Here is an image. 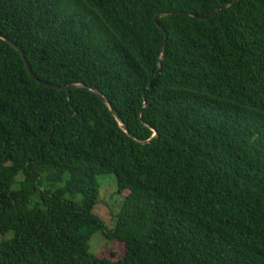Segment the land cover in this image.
I'll return each mask as SVG.
<instances>
[{
  "label": "trees",
  "instance_id": "obj_1",
  "mask_svg": "<svg viewBox=\"0 0 264 264\" xmlns=\"http://www.w3.org/2000/svg\"><path fill=\"white\" fill-rule=\"evenodd\" d=\"M0 34L122 122L0 38V264H264V0H0Z\"/></svg>",
  "mask_w": 264,
  "mask_h": 264
},
{
  "label": "rangeland",
  "instance_id": "obj_2",
  "mask_svg": "<svg viewBox=\"0 0 264 264\" xmlns=\"http://www.w3.org/2000/svg\"><path fill=\"white\" fill-rule=\"evenodd\" d=\"M101 185L100 189V201L95 207L94 213L97 214L107 225L108 229H113L115 225L114 214L120 209V198L114 196V192L117 191V180L115 175H105L98 178ZM12 238V233L2 237L0 241L9 240ZM113 242L110 241L107 236L101 232H98L93 236L90 241L91 252L102 256L103 253L110 252L112 250ZM114 247V246H113Z\"/></svg>",
  "mask_w": 264,
  "mask_h": 264
},
{
  "label": "water",
  "instance_id": "obj_3",
  "mask_svg": "<svg viewBox=\"0 0 264 264\" xmlns=\"http://www.w3.org/2000/svg\"><path fill=\"white\" fill-rule=\"evenodd\" d=\"M225 7H228V6H221V7H219V8H218V9H217V10H216V11H215L210 17L215 16V14H216L218 11H220L221 9H223V8H225ZM189 15H190V16H193V17H197L195 14H192V13H189ZM164 16H165V15H158V16L156 17V19H155V22L157 23L158 18H160V17H164ZM197 18H199V19H201V20L205 19V17H197ZM158 28L161 29V30H163V32L165 33V39H164V42H163V45H162V49L164 50V48H165V46H166L167 39H168V34L166 33V31L163 29V27H162L161 25H158ZM0 38L3 39L4 41H6L7 43H9L12 47H14V48L20 53V55H21V57H22V59H23V61H24V63H25V67H26V69H27L29 75H30L31 77H33L34 79L38 80L39 83L44 84V85H47V86H49V87H53V88H55V89H59V90H63V91H67V92H69V91H71V90H74V89H82V88H84V89H88V90L94 92L95 94H97V95L103 100V102L109 107V109H110V111L112 112V114L114 115V117H115L120 123H122V122H121V119L119 118V115H118L116 109L113 108L112 103H111V102H110V101H109V100H108V99H107V98H106L101 92H99L94 86H87V85L80 84V83L71 84V85H67V86H60V85H55V84L45 83L44 81L37 79V77L34 75V73H33V71H32L31 65H30L29 61L27 60V58H26V56H25V53H24V51L22 50V48H21L18 44H16L15 42H13L12 40H10V39L4 37V36L1 35V34H0ZM164 58H165V53L163 52V54H162V59H164ZM160 67H161V66H160V64H159V69H158V71H157V74L160 73V70H161ZM153 130H154V129H153ZM126 132H127V134H128L130 137H133L132 134L129 132V130H126ZM157 136H158V132H157L156 130H154V136H153V138H156ZM148 142H150V141L144 142V144H145V143H148Z\"/></svg>",
  "mask_w": 264,
  "mask_h": 264
}]
</instances>
